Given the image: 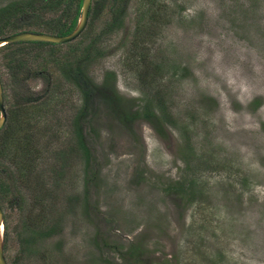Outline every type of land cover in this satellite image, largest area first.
<instances>
[{
	"label": "rangeland",
	"instance_id": "rangeland-1",
	"mask_svg": "<svg viewBox=\"0 0 264 264\" xmlns=\"http://www.w3.org/2000/svg\"><path fill=\"white\" fill-rule=\"evenodd\" d=\"M27 1L0 37L76 13ZM92 7L72 42L0 48L8 264H264V0Z\"/></svg>",
	"mask_w": 264,
	"mask_h": 264
},
{
	"label": "trees",
	"instance_id": "trees-1",
	"mask_svg": "<svg viewBox=\"0 0 264 264\" xmlns=\"http://www.w3.org/2000/svg\"><path fill=\"white\" fill-rule=\"evenodd\" d=\"M64 1H67L68 4H70V5L72 3H75L76 4L77 7H76V13H75V15L73 16V18L69 19L67 22L66 21H63V20H60V18H58V19L56 18V19H54L52 21L50 20L49 22L46 23V28H45L46 30H45V32L52 33V34H57V35H66V34H69L70 32H72L74 30V28L76 27L77 22H78V19L80 17V13H81L82 0H59V1H57V0H51V2H49L48 0H44V2L46 3V7H50V8H55V7H57L59 5L60 2H64ZM108 1H109V4H111V6L115 9V12H118L122 8V6L124 5V3L127 0H108ZM10 9L13 10V11H15V15H18L19 13H22V12H25L26 13L28 11L31 14L33 13V15H36V14H40L41 13V10H40V12H38V10L34 7L33 2H31L30 0L27 1L25 5H21V6H15L13 4ZM92 12H94V7L91 6L89 16H90V14ZM6 25L7 24H4V26H0V36L5 33V30L4 29H5ZM31 31H34V30H31ZM37 32H42V31L39 30ZM21 43L22 42H19V44H21ZM28 43L29 44H33V45H51V46H58L59 45V44L51 43V42H34V41H29ZM12 44H15V43H10V44H7V45H5L3 47H8V46H10ZM144 67L145 68L143 70H141V71L143 73H145V74H148L150 72V70H152L151 67H150V62H149V64L145 65ZM157 67H159V66H157ZM155 70H156V72H158V68L155 67ZM79 73H80V70L78 68L76 69L74 67V68H71L69 71H67L66 72V75L68 76L69 79H71L73 81L79 82V75H78ZM88 94L91 95V93H88ZM88 97H89V95L87 96V98ZM30 100L33 101L30 97L26 99V101H28V102ZM150 106L151 105H149L148 107L145 108V111L146 112H145L144 115H145L146 118H149V117L151 118V117L155 116V113H153L152 108L150 109ZM163 112H164L165 115H167L164 110H163ZM8 117H9V122L7 124L8 125L7 127H10L9 124L11 122L12 115L9 114ZM8 132H9V129H8ZM77 132H78L77 134L79 136L78 137V139H79L78 140L79 146L81 148L85 149L86 152L88 153L87 147H86V145L84 143V135L82 133V129H81L80 125H79V127L77 129ZM20 148L23 150L22 151V157H26V161L29 158H31V161L28 162V165L31 163V166L29 168L33 172L34 171V165H35V163H34L35 158H34V153L32 151V148L30 147V143L29 142H25L22 145V147H20ZM31 171H29V172H31ZM0 200H1V196H0ZM29 230L33 231V229H31V228H29ZM40 235H42V234H40ZM43 235L44 236L45 235H49V233H45ZM36 236H37V234H35V231H33L32 236L31 237H28L26 239V244H33L35 242V240L38 239V237H36ZM10 238H11L10 225L8 224L7 220L5 219V235H4L5 248L7 247L6 244L10 240Z\"/></svg>",
	"mask_w": 264,
	"mask_h": 264
},
{
	"label": "water",
	"instance_id": "water-1",
	"mask_svg": "<svg viewBox=\"0 0 264 264\" xmlns=\"http://www.w3.org/2000/svg\"><path fill=\"white\" fill-rule=\"evenodd\" d=\"M93 0H82L81 15L78 19L77 25L72 32L66 35H57L47 32L37 31H23L16 34L0 37V48L16 42L34 41V42H51L56 44H66L76 40L85 30L89 13ZM8 119V113L5 105L4 88L2 77L0 74V130L5 126ZM0 225H2V232H0V264H8L5 256L4 235H5V213L0 202Z\"/></svg>",
	"mask_w": 264,
	"mask_h": 264
},
{
	"label": "snow or ice",
	"instance_id": "snow-or-ice-1",
	"mask_svg": "<svg viewBox=\"0 0 264 264\" xmlns=\"http://www.w3.org/2000/svg\"><path fill=\"white\" fill-rule=\"evenodd\" d=\"M3 228H2V225H0V232H2Z\"/></svg>",
	"mask_w": 264,
	"mask_h": 264
},
{
	"label": "flooded vegetation",
	"instance_id": "flooded-vegetation-1",
	"mask_svg": "<svg viewBox=\"0 0 264 264\" xmlns=\"http://www.w3.org/2000/svg\"><path fill=\"white\" fill-rule=\"evenodd\" d=\"M29 31H31V30H29ZM16 34V33H15ZM22 42H29V41H22ZM17 43V42H16ZM8 113V112H7Z\"/></svg>",
	"mask_w": 264,
	"mask_h": 264
}]
</instances>
